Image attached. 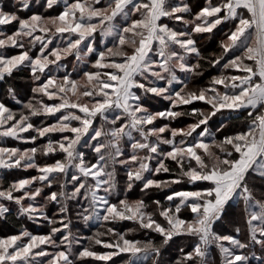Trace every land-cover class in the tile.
<instances>
[{
    "label": "snow or ice",
    "instance_id": "6c2138e0",
    "mask_svg": "<svg viewBox=\"0 0 264 264\" xmlns=\"http://www.w3.org/2000/svg\"><path fill=\"white\" fill-rule=\"evenodd\" d=\"M19 73L30 96H0V221L21 227L0 264H264V0L0 3V82Z\"/></svg>",
    "mask_w": 264,
    "mask_h": 264
},
{
    "label": "trees",
    "instance_id": "16d2710c",
    "mask_svg": "<svg viewBox=\"0 0 264 264\" xmlns=\"http://www.w3.org/2000/svg\"><path fill=\"white\" fill-rule=\"evenodd\" d=\"M195 2H196V0H193V3H195ZM3 4L5 5V7H10L9 5H7L5 3H3ZM201 44H202V46L209 48V50H211L215 47L214 44H210L206 40H201ZM69 60L73 64L76 63L75 59L72 57H70ZM70 67H71V64H69V67H68L69 71H71ZM213 74H215V73H213ZM207 81H208V76L205 75L203 80H201L199 83L200 84H206ZM9 84L14 85L17 88L21 97L26 99L28 96H30V84H31V82L27 78V73H19L16 75L15 79H10L6 83L0 82V96L3 95V92L6 90V88ZM198 106L203 107V105H198ZM239 124H240L239 121H232L231 126L229 127L228 131L231 132V131L236 130V128L239 127ZM17 142L18 141L6 140V141H3L2 143L6 144L7 146H14V144H16V145L18 144ZM21 146H24V145L21 143ZM19 172H20L19 170H16V171L11 170V172L9 174V179L11 180V179L18 178ZM15 173L17 174V176H15ZM1 175H2V173H1ZM181 187H185V186L182 185ZM156 195H157V197H160L163 195V193H157ZM21 220H22L24 227L28 225L29 220H26L23 218H21ZM20 227H21V224L17 223V220L15 218V209H13V214L8 217L7 222L0 221V233L2 234V231L5 229L3 231L4 234H2V235L15 233V232L19 231ZM226 227H227L228 231H229V229H231L230 226H226ZM185 244H186V240L178 238L176 240V243L173 244L171 246V248L169 249V251H167L165 253V255H167V257H166L167 259L165 261L169 262V261L173 260L174 258H177L179 255L178 254V248L180 246L185 245ZM257 254H259V253H257ZM212 259L214 261V264L220 263L219 262V256L215 250H213V252H212ZM253 264H255V262H253Z\"/></svg>",
    "mask_w": 264,
    "mask_h": 264
},
{
    "label": "rangeland",
    "instance_id": "374dc122",
    "mask_svg": "<svg viewBox=\"0 0 264 264\" xmlns=\"http://www.w3.org/2000/svg\"><path fill=\"white\" fill-rule=\"evenodd\" d=\"M0 3H5L9 6H11L12 4V0H0ZM23 15V14H22ZM71 69V67H70ZM165 103L166 102H161L159 100L157 101H152L151 102V106L153 109H159V110H162L164 107H165ZM188 122H191V121H188ZM16 143V142H15ZM18 144H14L15 147H21V148H24V147H29L30 145H26V144H23L24 146H21V142H17ZM85 151H87V149H85ZM49 162H52V161H49ZM12 171H16V170H12ZM19 176L18 178H25V177H30L32 175H36V171L34 169H30V170H27V171H21L19 170ZM2 172H0V175H1ZM3 174V173H2ZM15 176H17V174L15 173ZM118 179L121 181V183L123 182V180L125 179L124 177V174H123V171H121ZM181 187V186H179ZM132 197L133 198H136L139 196V192L136 191V192H133L132 194ZM58 206H53V205H50L49 206V215H51L53 212H55L57 210ZM74 222L75 223H78L79 224V227L74 229V231H78L80 233L81 236H86V235H91L93 231H95L96 229V226L95 225H92L91 227L89 226H85L83 225L81 222H78V221H75V218H74ZM133 225H131L129 222H125L124 225H121L122 228H128V227H132ZM27 227L30 231L34 232V233H46L47 232V227L44 226L43 222H41L40 224H36V223H33L32 221H29L28 222V225L25 226ZM5 230V229H4ZM3 230V231H4ZM2 231V234H4ZM229 231H231V229H229ZM0 233V236L2 235ZM11 234H14V233H11ZM3 236V235H2ZM135 238L137 239H147L148 238V234L146 233H136V236ZM167 255L164 254V260H166L167 258ZM115 261H116V264H122V261H121V258L117 257L115 258ZM89 264H96V262H89ZM220 264V263H219Z\"/></svg>",
    "mask_w": 264,
    "mask_h": 264
}]
</instances>
